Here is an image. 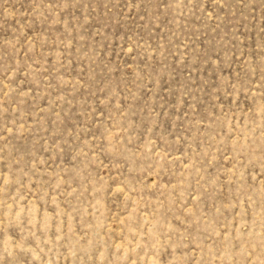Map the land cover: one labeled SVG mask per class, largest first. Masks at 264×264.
<instances>
[{
	"label": "rangeland",
	"instance_id": "374dc122",
	"mask_svg": "<svg viewBox=\"0 0 264 264\" xmlns=\"http://www.w3.org/2000/svg\"><path fill=\"white\" fill-rule=\"evenodd\" d=\"M0 264H264V0H0Z\"/></svg>",
	"mask_w": 264,
	"mask_h": 264
}]
</instances>
